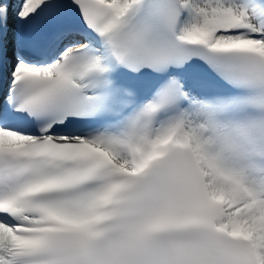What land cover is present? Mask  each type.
<instances>
[{"label":"snow or ice","instance_id":"1","mask_svg":"<svg viewBox=\"0 0 264 264\" xmlns=\"http://www.w3.org/2000/svg\"><path fill=\"white\" fill-rule=\"evenodd\" d=\"M0 264H264V0H0Z\"/></svg>","mask_w":264,"mask_h":264}]
</instances>
